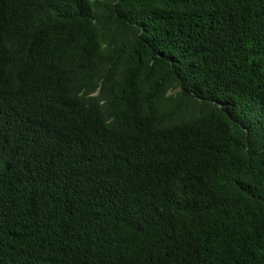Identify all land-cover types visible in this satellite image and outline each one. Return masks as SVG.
I'll use <instances>...</instances> for the list:
<instances>
[{
  "label": "trees",
  "instance_id": "1",
  "mask_svg": "<svg viewBox=\"0 0 264 264\" xmlns=\"http://www.w3.org/2000/svg\"><path fill=\"white\" fill-rule=\"evenodd\" d=\"M0 264H264V0H0Z\"/></svg>",
  "mask_w": 264,
  "mask_h": 264
},
{
  "label": "rangeland",
  "instance_id": "2",
  "mask_svg": "<svg viewBox=\"0 0 264 264\" xmlns=\"http://www.w3.org/2000/svg\"><path fill=\"white\" fill-rule=\"evenodd\" d=\"M152 57V56H151ZM157 63V65L159 66V67H164V69H165V73H167V72H169L168 71V69H169V63L168 62H165L164 60H162V61H158V60H154L153 59V63ZM154 78H155V82L157 83V84H159V86H161L162 87V85H163V82H162V79H161V77H160V75L157 73V72H154ZM172 83V81L170 80V79H168V84L166 85V87L164 88V92H163V96L164 97H167V96H169V97H172L173 98V96L175 95H173V96H171V93L172 92H170V94L169 95H167V94H165V90H166V88L167 87H174L175 86V84L173 83V84H171ZM178 90V87H174V89H173V91L174 92H176ZM171 100V98H166L165 99V103L166 104H168V102ZM172 102V101H171Z\"/></svg>",
  "mask_w": 264,
  "mask_h": 264
},
{
  "label": "clouds",
  "instance_id": "3",
  "mask_svg": "<svg viewBox=\"0 0 264 264\" xmlns=\"http://www.w3.org/2000/svg\"><path fill=\"white\" fill-rule=\"evenodd\" d=\"M173 89H174V88H170V89L168 90V91L172 92V93H171V96H173V95L176 93V92L173 91ZM166 92H167V91H166ZM166 92H165V94H166Z\"/></svg>",
  "mask_w": 264,
  "mask_h": 264
},
{
  "label": "bare ground",
  "instance_id": "4",
  "mask_svg": "<svg viewBox=\"0 0 264 264\" xmlns=\"http://www.w3.org/2000/svg\"><path fill=\"white\" fill-rule=\"evenodd\" d=\"M166 94L169 95L170 94V91H167Z\"/></svg>",
  "mask_w": 264,
  "mask_h": 264
}]
</instances>
